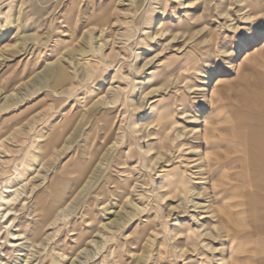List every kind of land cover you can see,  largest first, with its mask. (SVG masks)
Wrapping results in <instances>:
<instances>
[{
    "label": "rangeland",
    "instance_id": "obj_1",
    "mask_svg": "<svg viewBox=\"0 0 264 264\" xmlns=\"http://www.w3.org/2000/svg\"><path fill=\"white\" fill-rule=\"evenodd\" d=\"M261 75L264 0H0V264H253L219 138Z\"/></svg>",
    "mask_w": 264,
    "mask_h": 264
},
{
    "label": "crops",
    "instance_id": "obj_2",
    "mask_svg": "<svg viewBox=\"0 0 264 264\" xmlns=\"http://www.w3.org/2000/svg\"><path fill=\"white\" fill-rule=\"evenodd\" d=\"M245 86L241 102L230 105V123L225 126L229 131L219 138L225 147L221 165L222 172L232 174L233 187L252 192L244 200L250 254L253 264H264V76L254 87Z\"/></svg>",
    "mask_w": 264,
    "mask_h": 264
},
{
    "label": "bare ground",
    "instance_id": "obj_3",
    "mask_svg": "<svg viewBox=\"0 0 264 264\" xmlns=\"http://www.w3.org/2000/svg\"><path fill=\"white\" fill-rule=\"evenodd\" d=\"M21 183V182H20ZM26 184H27V182H26ZM25 185V184H24ZM14 186V185H13ZM23 188V187H22ZM4 192H6V193H10V194H8V195H2V200H3V204H5V205H10V207H9V210H13L14 209V204H13V201H15V200H17L20 196H21V194H22V190L20 189V187H17V188H14L13 187V189L11 188V187H9V186H7V190H5V191H3V193ZM7 210L8 209H6L5 210V212H3L2 214L3 215H5L6 213H7ZM202 218V217H201ZM10 221H13L12 219H11V217H9V219H8V222H10ZM23 234L22 233H19L18 234V237H17V239H22L23 238V236H22ZM33 242V241H32ZM31 242V243H32ZM35 242V241H34ZM44 242V241H43ZM37 243V242H36ZM31 245H33V243L31 244ZM30 245V246H31ZM36 245V244H35ZM20 250V249H19ZM18 250V251H19ZM33 250V249H32ZM27 253V252H26ZM27 255V254H26ZM25 255V256H26ZM30 258V257H29ZM28 262V261H27ZM26 262V263H27Z\"/></svg>",
    "mask_w": 264,
    "mask_h": 264
}]
</instances>
